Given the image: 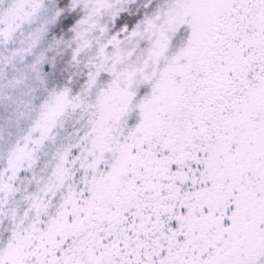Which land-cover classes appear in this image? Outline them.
Segmentation results:
<instances>
[{
  "label": "snow or ice",
  "instance_id": "1",
  "mask_svg": "<svg viewBox=\"0 0 264 264\" xmlns=\"http://www.w3.org/2000/svg\"><path fill=\"white\" fill-rule=\"evenodd\" d=\"M0 264H264V0H0Z\"/></svg>",
  "mask_w": 264,
  "mask_h": 264
}]
</instances>
